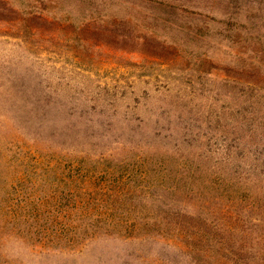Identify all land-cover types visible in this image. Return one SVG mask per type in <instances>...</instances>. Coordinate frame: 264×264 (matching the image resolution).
Here are the masks:
<instances>
[{
    "label": "rangeland",
    "instance_id": "obj_1",
    "mask_svg": "<svg viewBox=\"0 0 264 264\" xmlns=\"http://www.w3.org/2000/svg\"><path fill=\"white\" fill-rule=\"evenodd\" d=\"M12 1L0 12V232L33 236L0 240V264H264L166 244L185 196L169 153L213 163L221 149L190 123L206 118L213 134L218 119L264 116V0ZM249 212L242 228L264 235ZM40 237L77 248L45 253Z\"/></svg>",
    "mask_w": 264,
    "mask_h": 264
},
{
    "label": "trees",
    "instance_id": "obj_2",
    "mask_svg": "<svg viewBox=\"0 0 264 264\" xmlns=\"http://www.w3.org/2000/svg\"><path fill=\"white\" fill-rule=\"evenodd\" d=\"M3 5L0 7V12L3 14L1 16H6L7 12L15 10V3L12 0H3ZM253 86L257 95L260 94L261 87L257 84ZM251 114V118L241 121L233 118H224V121L216 120V131L213 134H208L204 129L212 124L206 118H202L200 123H197L196 119L193 124L190 123L189 131L196 132L198 135L197 137L192 135L193 140L214 138L215 142H220L221 149L217 153L216 162L209 163L208 156L192 150H185L178 154L169 153L172 159H176L177 156L181 167L180 179L185 186L182 188L185 196H183L182 207L175 212L176 221L171 222L172 232L167 236L166 244L180 251L185 250L184 254L191 259H203L206 262L216 257L227 262L242 261L243 258L264 259V235L255 233L253 228H242L246 221L245 214L250 213L249 211L255 213L249 218L258 226L263 225V219L259 215H264V181L262 179L264 178V116H255L254 112ZM196 123L198 128L195 131ZM179 128L182 130L183 138L186 139L187 131H183V125ZM199 128L205 130L200 136ZM188 145L190 146L189 143ZM240 158L247 162V168L233 169L231 175L230 172H226L224 168L226 164ZM254 162L257 165L256 169L251 164ZM195 181L197 184H194ZM205 192L208 194L205 195ZM209 192L212 194L209 195ZM258 213L261 214L258 215ZM101 218L108 220L105 215ZM165 222L169 221L165 219ZM260 228L257 227V230ZM25 233L33 236V231L8 227L0 232V240L5 242L17 235L27 238L22 236ZM36 235L39 236V230H36ZM51 235L54 239H61L57 231H52L49 236ZM93 236L87 233V241H91ZM72 239L75 240L74 237ZM39 240L45 253L67 249L75 251L77 248L74 245L63 246L62 240L56 244L45 243L43 237ZM34 242H36L35 239ZM6 261H9L7 257Z\"/></svg>",
    "mask_w": 264,
    "mask_h": 264
}]
</instances>
